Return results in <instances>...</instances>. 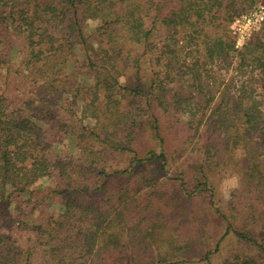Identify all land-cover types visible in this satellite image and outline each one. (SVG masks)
Returning a JSON list of instances; mask_svg holds the SVG:
<instances>
[{"label": "trees", "instance_id": "obj_1", "mask_svg": "<svg viewBox=\"0 0 264 264\" xmlns=\"http://www.w3.org/2000/svg\"><path fill=\"white\" fill-rule=\"evenodd\" d=\"M260 5L0 0V264H213L230 235L257 253L222 264H264L233 201L231 215L211 203L227 221L214 248L205 225L165 221L213 199L216 176L264 195V21L241 46L231 29ZM182 119L186 141L207 134L197 170L169 151ZM58 197L61 214L29 217Z\"/></svg>", "mask_w": 264, "mask_h": 264}, {"label": "rangeland", "instance_id": "obj_2", "mask_svg": "<svg viewBox=\"0 0 264 264\" xmlns=\"http://www.w3.org/2000/svg\"><path fill=\"white\" fill-rule=\"evenodd\" d=\"M252 11L253 10L246 14L248 15ZM236 20L231 25V29L233 30V32L237 26V24H235ZM241 24L244 25L245 30H248V33L252 35L254 31H257L260 28L262 23L258 27L253 22L250 23L249 21ZM92 25H94V23H92ZM234 34L236 35L235 32ZM236 36L238 45L239 36L238 34ZM244 42V39H240L241 44H243ZM166 133L170 139L169 151L171 154L175 153L174 158L177 161L176 165L178 166L179 163L182 162L184 163V165H188V167H190L191 169L197 170V166L199 164V153L201 149L202 151L205 150V148H203V144H205L207 140V134L199 137V141H186L187 132L184 128L183 119L182 123H177L174 126H172L171 124L170 129L167 130ZM213 143H215L216 145L215 141ZM236 158L238 159V162L240 164L238 165V168L240 169L241 165L243 166L245 162V152L242 149L236 150ZM177 168L178 167L175 166L174 170L179 171V169ZM193 175L194 174L191 173L190 176L193 177ZM191 177H189V179ZM242 177H244L243 173L241 174L237 171L236 174L230 176H226L225 174L221 177L216 176L215 184L218 187L213 199H210L212 196L211 191H206L198 195L196 194L193 198L188 200V205H186V210L184 212H182L181 214H177V211H174V216H172L170 219H166L165 221L186 222L183 226L185 227L186 231L190 229V222H197L196 224L194 223L196 226L197 224L205 225V239L207 240L209 247L214 248L213 246L215 245L216 241L222 236V234L225 233L224 222L227 221L222 220L220 216L215 214V210L210 208L211 203H215L214 207L223 208L227 215H231V213L233 214V211L230 202L233 201L236 204L235 213L237 218L233 221L236 222L235 225L239 229H243L246 232L253 233L257 236L258 241L264 244V195L261 194L260 196H258V194H256L255 192H251L245 185H241L242 183L245 184L246 182V179ZM160 180L165 184V186L160 190L169 191L171 195L174 196L176 192L171 189V183L169 182V180L165 179L164 177L160 178ZM45 184L50 185L52 184V181L47 180ZM32 200L33 203H35L34 200H36V197H34ZM18 202L21 203L22 200H19ZM18 202H14L13 206L11 207L12 212H16L15 208ZM32 207L33 204L29 209L27 208L25 210L26 218L28 217L27 212H29ZM63 209V199L61 197H58L57 199H54L52 203H48L47 205L45 204L43 208H39V210L37 207L36 212L29 215V217L39 223L48 215L58 216L62 213ZM170 211L171 210H169L167 213H170ZM252 213L255 214V217L251 216ZM205 249L207 250V248H203L202 251L205 252ZM252 251L253 253H257V249L254 248L253 245L240 242L235 236L230 235L222 243L220 251L213 256L212 262L213 264H222L223 259L229 254L236 252L247 253ZM190 264L203 263L200 261H193V263Z\"/></svg>", "mask_w": 264, "mask_h": 264}, {"label": "built area", "instance_id": "obj_3", "mask_svg": "<svg viewBox=\"0 0 264 264\" xmlns=\"http://www.w3.org/2000/svg\"><path fill=\"white\" fill-rule=\"evenodd\" d=\"M246 21H249L250 23L253 22L258 27L264 21V5L258 6L257 8L253 9L250 14L243 15L236 20L235 24H237V26L234 32L239 36V42L237 46L242 45L240 43V39H244V41H246L251 36V34L248 33V30H245L244 25L241 24Z\"/></svg>", "mask_w": 264, "mask_h": 264}]
</instances>
